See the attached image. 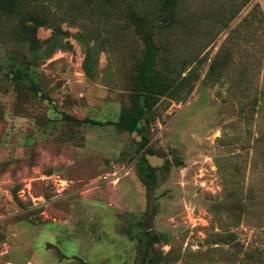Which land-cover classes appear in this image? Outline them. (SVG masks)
Here are the masks:
<instances>
[{"label":"rangeland","instance_id":"obj_1","mask_svg":"<svg viewBox=\"0 0 264 264\" xmlns=\"http://www.w3.org/2000/svg\"><path fill=\"white\" fill-rule=\"evenodd\" d=\"M162 2L0 12V264H264L260 4L177 0L171 20ZM29 14L45 20L35 48ZM149 59L157 98L139 79ZM132 93L146 106L141 146L120 125ZM149 149L165 163L146 190Z\"/></svg>","mask_w":264,"mask_h":264},{"label":"trees","instance_id":"obj_2","mask_svg":"<svg viewBox=\"0 0 264 264\" xmlns=\"http://www.w3.org/2000/svg\"><path fill=\"white\" fill-rule=\"evenodd\" d=\"M19 6L20 0H0V12L6 17H17L19 16ZM161 8L163 12H165L171 20L175 17V10L177 8V0H163L161 4ZM23 18V27L25 32L29 36V41L31 43V47L35 48L38 43V39L36 37L37 31L39 28L44 27L45 20L41 16H36L33 14H29L28 17L22 16ZM31 22V23H30ZM149 64L144 66L140 71L139 79L141 83L144 84H153L156 93H152L150 96L153 98H157L160 95H163V83L161 80V73L155 71L153 68V63L149 59ZM131 105L128 109L124 110L121 114L120 125L122 128L127 129L131 132H137L139 136L142 137V142L140 146L143 145L147 139L144 134H142V127L140 126V121L145 115L146 106L141 102V96L137 93H132L130 95ZM63 118L67 122H74L77 126H82L85 124H90L93 126L99 125L98 121L93 120H80L69 114H63ZM151 154L154 155L156 152L154 150H147L146 155ZM146 155H143L137 164V175L142 185L146 188V190H150L153 186L156 185V170L150 166Z\"/></svg>","mask_w":264,"mask_h":264},{"label":"water","instance_id":"obj_3","mask_svg":"<svg viewBox=\"0 0 264 264\" xmlns=\"http://www.w3.org/2000/svg\"><path fill=\"white\" fill-rule=\"evenodd\" d=\"M133 136H136L137 141H141L142 140L141 136H137V132H133ZM145 158L147 159V161H148V163L150 164L151 167L157 169L156 170V185L160 186L162 184V182H163L161 167L165 163V158L161 157V156H159L157 154H154V155L147 154L145 156ZM149 228H150V221H149V219H147L144 222V229H149Z\"/></svg>","mask_w":264,"mask_h":264},{"label":"crops","instance_id":"obj_4","mask_svg":"<svg viewBox=\"0 0 264 264\" xmlns=\"http://www.w3.org/2000/svg\"><path fill=\"white\" fill-rule=\"evenodd\" d=\"M259 4H260V16L264 21V0H258Z\"/></svg>","mask_w":264,"mask_h":264}]
</instances>
